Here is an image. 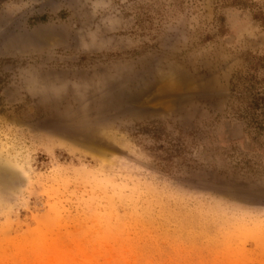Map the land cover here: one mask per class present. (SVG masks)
<instances>
[{"label":"rangeland","instance_id":"1","mask_svg":"<svg viewBox=\"0 0 264 264\" xmlns=\"http://www.w3.org/2000/svg\"><path fill=\"white\" fill-rule=\"evenodd\" d=\"M261 13L0 0V264H264Z\"/></svg>","mask_w":264,"mask_h":264},{"label":"trees","instance_id":"2","mask_svg":"<svg viewBox=\"0 0 264 264\" xmlns=\"http://www.w3.org/2000/svg\"><path fill=\"white\" fill-rule=\"evenodd\" d=\"M262 16V17H261ZM259 20L263 23L264 25V14L258 16ZM264 103V99L260 97H252L251 101L247 104V115L249 113H252V111L258 110V108Z\"/></svg>","mask_w":264,"mask_h":264}]
</instances>
